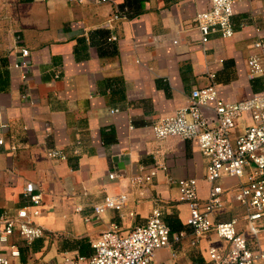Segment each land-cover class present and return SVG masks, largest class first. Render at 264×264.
<instances>
[{
  "label": "crops",
  "instance_id": "obj_1",
  "mask_svg": "<svg viewBox=\"0 0 264 264\" xmlns=\"http://www.w3.org/2000/svg\"><path fill=\"white\" fill-rule=\"evenodd\" d=\"M125 1L0 0V113L8 123L0 146V214L13 215L27 204V182L42 193L43 202L36 222L44 234L28 244L16 239L18 253L10 264H60L64 257L88 256L91 243L111 223L126 233L145 223L155 207L172 230L188 231L181 242L158 249L155 260L212 264L210 246L227 253L228 242L214 232L190 243L188 208L169 180L197 179L198 197L205 200L211 187L205 179L207 159L195 141L156 138L151 124L185 105L193 88L214 83L230 101L264 90V75L248 78L245 64L255 51L254 28L264 40V0L236 3L233 35L213 32L205 44L194 16L209 0H143L139 14L108 22L114 11L127 12ZM21 47L29 50L31 63L22 83L7 58ZM23 91L32 102L21 98ZM249 122L248 116L239 119L233 137ZM50 148L65 158L50 159ZM112 169L121 178L109 179ZM149 169L155 174L145 188L129 182L130 175ZM243 180L223 175L216 181L223 188V206L211 219H237V230L256 249L264 247V230L249 232L245 207L231 199ZM120 192L128 197L120 210L85 220L93 204Z\"/></svg>",
  "mask_w": 264,
  "mask_h": 264
},
{
  "label": "built area",
  "instance_id": "obj_2",
  "mask_svg": "<svg viewBox=\"0 0 264 264\" xmlns=\"http://www.w3.org/2000/svg\"><path fill=\"white\" fill-rule=\"evenodd\" d=\"M239 1L209 0L207 7L195 14V27L199 31L201 43L205 44L213 32H218L223 38L233 35L232 16L234 5ZM119 18H126L125 9L114 11L108 22ZM245 25L242 22L240 27ZM260 31L254 28L252 46L255 51L247 57L245 63L246 76L251 79L264 75V40ZM29 54L27 48L21 47L9 52L7 56L8 66L20 71L21 83L26 82L31 70ZM21 98H28L32 102L27 91L21 93ZM117 110L110 109V112ZM206 110L211 111L212 116H208ZM243 116H248L250 122L241 134L233 137L237 121ZM7 128L8 123L0 113V146L4 145ZM50 131L46 123L44 133L48 135ZM151 132L158 139L177 136L195 141L208 161L205 179L211 187L205 200L198 197L197 179L169 178L177 184L180 200L188 208L185 225L190 229V243L194 245L209 232H214L228 242V250L221 255L216 247L210 246L207 252L212 264H264V247H249L244 234L236 228L237 219L220 222L211 219L212 213L223 206V188L216 181L223 175L243 178L242 183L233 189L231 199L245 207L244 218L249 232L256 234L264 230V90L242 100L230 101L219 95L214 83L193 88L187 103L151 124ZM46 155L50 159L65 158V154L58 148L48 149ZM154 174V169L139 171L130 175L128 180L135 186L145 188ZM121 176L115 169L107 173L109 179ZM139 193L142 195V192ZM23 196L27 200L26 205L16 209L13 215L6 212L0 214V264H10V257L17 255L16 239H22L28 244L44 234L43 227L36 222L42 213V193L35 191L33 183L27 182ZM127 199L126 193H109L102 201L93 204V212L85 220L98 219L107 209L120 210ZM187 235L185 229L172 230L163 220L161 211L155 207L145 223L126 233L120 232L118 226L111 223L91 243L92 254H77L74 259L64 257L60 264H162L155 260L156 251L169 246L170 242H181Z\"/></svg>",
  "mask_w": 264,
  "mask_h": 264
},
{
  "label": "trees",
  "instance_id": "obj_3",
  "mask_svg": "<svg viewBox=\"0 0 264 264\" xmlns=\"http://www.w3.org/2000/svg\"><path fill=\"white\" fill-rule=\"evenodd\" d=\"M142 1L143 0H126L123 4L122 8L123 7H126V8L129 7V9L131 10V11H129V9L127 8L126 17L129 18V17L135 16V15L139 14L140 12H142V10H143L142 9ZM97 32H98V30H95V31H93V34L97 33ZM106 34H107V31H104L103 35H106ZM104 41L106 42V40H104Z\"/></svg>",
  "mask_w": 264,
  "mask_h": 264
}]
</instances>
